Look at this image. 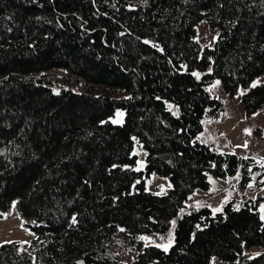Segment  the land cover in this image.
Returning a JSON list of instances; mask_svg holds the SVG:
<instances>
[{"label": "trees", "instance_id": "1", "mask_svg": "<svg viewBox=\"0 0 264 264\" xmlns=\"http://www.w3.org/2000/svg\"><path fill=\"white\" fill-rule=\"evenodd\" d=\"M71 74L90 89L55 87ZM262 76L264 0H0V217L15 204L34 233L0 242V264H264L259 198L191 207L168 249L140 239L168 231L210 173L264 184L255 157L198 139L224 109L209 83L243 89L248 114L264 109ZM154 173L170 180L161 193Z\"/></svg>", "mask_w": 264, "mask_h": 264}, {"label": "rangeland", "instance_id": "2", "mask_svg": "<svg viewBox=\"0 0 264 264\" xmlns=\"http://www.w3.org/2000/svg\"><path fill=\"white\" fill-rule=\"evenodd\" d=\"M199 39L203 44L213 46L217 38V32L213 31L206 21L198 25ZM61 74L68 73L64 70H57ZM70 78H63L55 84L56 88L69 84L75 90L83 91L89 88V82L77 74H71ZM264 80V76L258 78V82ZM219 82V83H217ZM207 89L212 97H216L223 102L224 109L218 117L206 116L203 119V130L199 133L198 139L211 143L220 151H232L244 156H253L258 162L264 165V109L251 113H246L241 103V93L230 96L224 89L221 81L215 78L208 84ZM101 90V88L97 89ZM103 90V89H102ZM169 108L179 112L176 104L168 102ZM125 110L117 109L110 119L115 123L124 120ZM245 129L250 130L246 133ZM247 145L244 147L243 145ZM137 156L136 168L144 169L146 166V150L137 137H134V150ZM210 185L208 188L197 189L188 199L187 205L183 207L180 214L172 221V226L166 232H154L143 234L148 244H156L168 249L174 242L176 236V225L178 219L191 207L200 208L210 206L214 211H220L224 204L232 199L239 203L248 199H260L259 209L264 219V184L258 182V173L253 174L252 179L246 184H242L240 172L221 177L213 173L209 174ZM252 185L249 187L248 185ZM147 189L156 193L165 191L170 185L168 177L151 174L147 178ZM27 218L20 215L16 205L12 210L0 217V242L8 239H18L24 245H28L34 233L25 225ZM261 247L254 245L250 247L253 253L260 251ZM137 250L120 249L119 257L127 262L137 255ZM215 264H222L219 259H214Z\"/></svg>", "mask_w": 264, "mask_h": 264}, {"label": "snow or ice", "instance_id": "3", "mask_svg": "<svg viewBox=\"0 0 264 264\" xmlns=\"http://www.w3.org/2000/svg\"><path fill=\"white\" fill-rule=\"evenodd\" d=\"M217 83H219V82H217ZM245 132L246 133H250V130H248V129H245ZM244 147H246L247 145L245 144V145H243ZM249 187H251L252 185L250 184V185H248ZM76 222V219H75V217H73V223H75ZM140 239H146L145 237H141Z\"/></svg>", "mask_w": 264, "mask_h": 264}]
</instances>
